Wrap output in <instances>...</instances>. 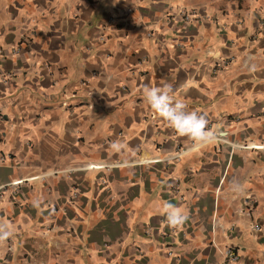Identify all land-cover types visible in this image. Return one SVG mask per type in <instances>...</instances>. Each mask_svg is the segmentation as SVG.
Wrapping results in <instances>:
<instances>
[{
    "label": "crops",
    "instance_id": "crops-1",
    "mask_svg": "<svg viewBox=\"0 0 264 264\" xmlns=\"http://www.w3.org/2000/svg\"><path fill=\"white\" fill-rule=\"evenodd\" d=\"M229 244L264 264V0H0V264H224Z\"/></svg>",
    "mask_w": 264,
    "mask_h": 264
},
{
    "label": "clouds",
    "instance_id": "clouds-1",
    "mask_svg": "<svg viewBox=\"0 0 264 264\" xmlns=\"http://www.w3.org/2000/svg\"><path fill=\"white\" fill-rule=\"evenodd\" d=\"M171 91L170 85H165L163 88L149 85L144 87L145 98L157 115L167 120L180 134H186L194 140L200 139L199 134L203 132L205 123L203 115L186 110V105L180 100L173 102ZM167 219L170 225H178L185 217L182 213L169 209Z\"/></svg>",
    "mask_w": 264,
    "mask_h": 264
},
{
    "label": "built area",
    "instance_id": "built-area-1",
    "mask_svg": "<svg viewBox=\"0 0 264 264\" xmlns=\"http://www.w3.org/2000/svg\"><path fill=\"white\" fill-rule=\"evenodd\" d=\"M180 15L184 16L186 19H190L191 17L195 16V13L193 11H188V10H181ZM75 96V93L69 94L66 98L65 101L63 102L65 105H68V100ZM96 166V165H94ZM222 253L224 255V264H235L239 261L240 259V253L238 250V247L233 244L227 245L223 250Z\"/></svg>",
    "mask_w": 264,
    "mask_h": 264
}]
</instances>
